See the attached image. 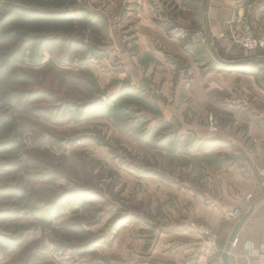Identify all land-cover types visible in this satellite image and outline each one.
Returning <instances> with one entry per match:
<instances>
[{"label": "rangeland", "instance_id": "obj_1", "mask_svg": "<svg viewBox=\"0 0 264 264\" xmlns=\"http://www.w3.org/2000/svg\"><path fill=\"white\" fill-rule=\"evenodd\" d=\"M190 2L66 0L67 4L93 12L100 34L86 40L87 45L65 48L61 64L36 65L28 57L18 63L45 86L71 99H107L120 94L123 88H132L145 97L130 98L133 101L125 105L127 116L117 115L113 107L102 103L97 109H70L73 121L61 125L43 123L46 131L39 143L33 145L31 138L26 139L27 150L38 160L32 163L35 167L28 185L36 191H31L28 202H0V264H223L225 242L230 234L225 242H214L213 236L218 241L219 233L188 210L187 214L178 196L165 195V189L173 186V193L185 189L204 195L209 179L237 163L233 157L227 159L224 150L218 151L217 147L225 145L220 135L217 140H209L179 132H250L243 116L249 118L254 109L246 98H240L234 103L223 101L225 108H220L221 112L197 105L186 107L183 121L179 114H171L179 112L184 100L180 93L191 79L189 63L174 52L172 45L180 42L183 48L177 37L184 28L191 32L190 41L207 46L204 53L213 58L206 42L204 0L193 6L188 5ZM11 3L0 0V14ZM195 13L200 16L194 17ZM201 32L204 36L199 35ZM214 45L218 55L222 52L225 58L234 59L228 61H235L240 55L264 57V51L246 53L232 44L226 48L212 42ZM148 48L150 51H146ZM183 51L193 55L204 74V65L196 61L195 53L184 48ZM48 58L49 53L44 62ZM93 79L99 88L98 95L88 90ZM179 81L182 90L175 91ZM146 100L153 107L145 106ZM167 116L172 121L165 120ZM258 125L264 129V120H258ZM156 130L163 135L174 133L190 139L185 138V145L175 152L172 148L176 140L172 144L163 138L155 141L151 133ZM217 154H222V160L227 159L223 167L216 163ZM12 178L0 172V184ZM187 193L184 192V198ZM55 195L60 196L55 200ZM69 195L75 196L76 205L62 207L52 220L46 217L51 205L42 202L55 203L54 211ZM246 198L244 205L237 207L244 214L256 201L255 197L250 205ZM229 212L221 232L236 223L226 219ZM67 223L78 224L76 236L91 232L94 237L102 236L103 242L96 244L94 252L87 256H80L81 251L71 247L77 245V240L61 249L52 241V231Z\"/></svg>", "mask_w": 264, "mask_h": 264}, {"label": "trees", "instance_id": "obj_2", "mask_svg": "<svg viewBox=\"0 0 264 264\" xmlns=\"http://www.w3.org/2000/svg\"><path fill=\"white\" fill-rule=\"evenodd\" d=\"M10 1L13 3L0 14V172L10 174L13 178L10 182L0 184V202H28L31 191H36L34 187L30 188L28 185L31 183V171L35 167L32 163L38 160L27 150L26 139L31 138L32 144L39 143L40 137L46 131V125L43 123L61 125L71 122L74 115L70 114V109H97L101 103L107 107H113V112L115 111L117 115L124 114L127 116L129 112L126 111L125 105L129 104L130 98L133 96L142 98L145 97V94L139 95L132 88H123L120 94L110 96L107 99L99 97L92 101L93 98L91 97L90 100L80 101L71 99L64 94L61 95L45 86L36 75L23 70L18 66V63L28 57L31 63L36 65L45 63L47 66H54L61 64L60 59L65 48H74L76 44L87 45L86 40L88 42L92 37L100 34L101 30L96 21L97 17L88 8H82L77 4H67L65 3L66 0H55L52 3L50 1L53 0ZM74 1L77 3V0ZM190 1L189 6L199 2V0ZM209 4L210 0H207V10ZM199 16L197 13L194 14L196 18ZM177 38L182 40V46L185 50L195 53L196 61L204 65L202 69L205 74L225 70L243 71L254 76L258 85L264 89V65L247 68L226 67L216 63L210 54L204 53L207 46L200 43L195 45L190 41L191 32L188 28H184L183 33ZM81 46H79V50ZM214 47L218 50V47L215 45ZM234 47L246 52L240 47ZM47 53L50 54V58L44 62ZM201 54L206 56H200ZM219 56L222 59L234 60L225 58L226 56L222 52H219ZM233 58H235L234 55ZM235 59L247 58L240 55ZM55 68L60 73L69 75V73ZM93 82L88 84L89 93L98 95L99 88L94 79ZM78 83L81 84V81ZM144 105L153 107L147 100ZM65 110L68 111L65 112ZM157 131L151 133V137L155 141H161L163 138V141L172 144L171 142L174 143L176 140L175 146L172 148L173 150L176 149L175 152L181 149L179 146L185 145L184 140L188 138L174 133L163 135ZM214 157L218 159L216 163L220 167H223L229 159L226 156L227 159L222 160V155L218 154ZM22 173L25 175L22 176ZM17 174L21 175L15 178ZM41 193L48 192L41 190ZM59 196L55 195L54 199L56 200ZM64 199H68L66 200L68 202L65 203ZM64 199L54 211L55 203L42 202V205H51L45 214L46 217L52 220L59 215V210L62 207L76 205L77 201L74 195H69ZM60 227V229H53L52 241L56 242L61 249H65L69 247L67 245H71L72 240H77V245L71 247L80 250V256L93 253V247L103 242L102 236L94 237L91 232L83 231L81 236H76L77 223L62 224ZM80 264L95 263L82 262Z\"/></svg>", "mask_w": 264, "mask_h": 264}, {"label": "crops", "instance_id": "obj_3", "mask_svg": "<svg viewBox=\"0 0 264 264\" xmlns=\"http://www.w3.org/2000/svg\"><path fill=\"white\" fill-rule=\"evenodd\" d=\"M234 16L242 21L246 19L256 34L264 35V0H210L205 18L213 44L221 45V48L229 47L231 44L228 36L229 25ZM172 45L175 47L174 52L189 63L191 79L184 92L182 86L179 87L181 80L174 88L175 91L182 90L180 97L183 95L184 100L180 103L179 112L171 114H179L180 121H183L186 107L192 108L197 105L203 109L207 107L206 109L214 108L219 111L220 108H225L223 101L230 100L229 103H234L240 98H246L254 109V113L249 118L243 116L245 123L249 125L250 132H217L219 134L186 130L179 132L209 140H217L220 135L225 145L217 147L218 151L224 150L223 152L226 153L224 156L235 158L237 163L219 170L213 179H209L211 183H205L207 188L204 195L185 189L173 193L174 188H171L173 186L165 189V195L178 196L179 204L185 207L186 213L187 210L190 211L195 218L206 221L214 228L219 233L217 243L221 244L225 242L224 240L235 225L231 223V229L221 232L223 223L226 221V213L242 207L249 194H253L256 200L264 194V186L261 185L262 180L258 176V169L264 165V129L258 125V120H264V89L258 85L254 76L239 70L203 74L199 65L193 61V55L183 51L180 42ZM146 51H150V48ZM165 120L172 121L171 116L165 117ZM184 192H188L186 198H184ZM211 201L215 203V206L208 205ZM237 240L231 252V264H264V201L255 207Z\"/></svg>", "mask_w": 264, "mask_h": 264}, {"label": "built area", "instance_id": "obj_4", "mask_svg": "<svg viewBox=\"0 0 264 264\" xmlns=\"http://www.w3.org/2000/svg\"><path fill=\"white\" fill-rule=\"evenodd\" d=\"M199 35H203V32L199 33ZM228 36L232 45L240 47L248 53L264 51V35L256 34L253 27L246 19L242 21L239 20V17L234 16L229 25ZM258 176L264 180V165L258 170ZM254 200L255 197L252 194L248 195L246 198V201L250 205ZM243 214L244 212L241 209L236 208L227 214L226 219L228 221L237 222ZM213 240L217 242L216 236H213Z\"/></svg>", "mask_w": 264, "mask_h": 264}, {"label": "water", "instance_id": "obj_5", "mask_svg": "<svg viewBox=\"0 0 264 264\" xmlns=\"http://www.w3.org/2000/svg\"><path fill=\"white\" fill-rule=\"evenodd\" d=\"M206 4H207V0H204L203 6H202L203 13H204V20L203 21H204V27H205L206 42H207V45L210 49V52H211L214 60L220 65H223L226 67H233V68H247L250 66H262V65H264V57L247 58V59H241V60H235V61H228V60L222 59L218 55L216 49L212 46V40L210 37V32H209V29L207 27V20L205 18ZM263 201H264V194L262 196H260L251 205L249 210L245 214H243V216L235 223V225H234V227L230 233V236L228 238V242L226 244L225 251L223 253V264H231V261H230L231 251H232L234 245L238 241L237 238H238L239 233L243 229L246 222L250 219L251 215L253 214L255 207Z\"/></svg>", "mask_w": 264, "mask_h": 264}, {"label": "bare ground", "instance_id": "obj_6", "mask_svg": "<svg viewBox=\"0 0 264 264\" xmlns=\"http://www.w3.org/2000/svg\"><path fill=\"white\" fill-rule=\"evenodd\" d=\"M210 50V49H209Z\"/></svg>", "mask_w": 264, "mask_h": 264}]
</instances>
